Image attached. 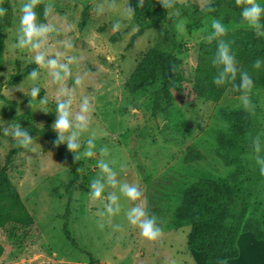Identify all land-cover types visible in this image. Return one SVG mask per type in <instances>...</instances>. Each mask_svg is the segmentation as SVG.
Segmentation results:
<instances>
[{"label":"rangeland","instance_id":"obj_1","mask_svg":"<svg viewBox=\"0 0 264 264\" xmlns=\"http://www.w3.org/2000/svg\"><path fill=\"white\" fill-rule=\"evenodd\" d=\"M189 1L203 6L212 0ZM8 2L10 23L3 28L5 38L0 69V128L3 121H17L27 129L24 118L11 116L9 104L1 95L16 101L13 115L29 110L34 113L39 127L47 122L51 126L54 114L43 112L37 108L36 101L27 96V75L15 84L5 82L18 65H28L31 56V53L11 47L21 0ZM99 2L43 0V7L48 3L53 5L45 21L57 28L47 42L48 47L52 52L63 51L59 42L69 37L73 40L74 48L64 55H76L80 59L66 83L72 86L75 76L83 77L82 85L74 88L73 110H76L80 97L94 98L91 127L99 133L97 146L106 145L110 156L116 158L118 180L138 184L161 224V237L157 241L143 239L138 230L124 220L123 212L111 219L105 218V227L99 229L97 210L102 204L91 201L86 195L88 183L99 171L94 167L99 155L76 160V178L70 184L74 177L70 162L72 153L68 150L59 153L49 139L36 134L31 150L18 152L8 168L9 177L30 212L33 224L8 223L0 229V243L4 247L0 264H92L90 256L98 264H170L171 261L194 264L192 249L187 245L190 223L178 219L175 213L192 184L226 177L234 169L232 165L223 164L215 153L219 133L229 125L222 115L224 108L241 109L250 115V151L239 158L246 169L242 177L247 180L251 193H257L264 184V176L260 175L252 159L251 146V139L264 133V88L249 90L251 104L248 107L240 103L239 95L233 94L230 88L217 102L200 100L192 91L199 47L210 42L204 38L209 30V18L222 21L221 15H208L190 29L186 26V17L181 16L170 28L161 23L133 38L137 25L132 19L123 21L117 31L111 27L126 0H117L119 8L116 12L103 16H97L94 11ZM126 6H129L128 0ZM180 18L184 22L182 32L177 28ZM223 23L228 32L242 35L252 31L242 21ZM168 33L180 43L176 54L181 59L182 81L171 89L167 109L153 116L151 108L160 80L135 91H130L125 83L149 48H168ZM41 84L40 95L53 97L56 86L51 84L47 70H41ZM165 103L163 101L162 105ZM48 107L54 110L51 99ZM188 146L199 150L203 158L184 161ZM9 148L10 143L0 136V163ZM261 154L264 155V150ZM120 163L125 166L120 168ZM109 191L116 189L106 187V192ZM121 199L124 207L131 206L130 202ZM114 223L121 224V229L114 231L111 227ZM64 225L76 245L65 236Z\"/></svg>","mask_w":264,"mask_h":264},{"label":"trees","instance_id":"obj_2","mask_svg":"<svg viewBox=\"0 0 264 264\" xmlns=\"http://www.w3.org/2000/svg\"><path fill=\"white\" fill-rule=\"evenodd\" d=\"M129 6L137 8V0H128ZM169 3L171 7L167 6ZM164 5V6H163ZM243 4L236 5L235 0H212L199 6L195 1L179 2L178 0H144L141 7L136 9L132 18L137 25L133 38L146 29L157 28L165 23L170 28L181 16L186 17L188 29L198 25L208 15H221L223 22L241 21L239 12ZM0 7L5 9V14L0 18V69L3 65L2 52L4 49L5 33L3 28L10 23V11L8 0H0ZM211 7V10H209ZM179 11L180 16L169 15L171 11ZM38 18L45 21L43 16V0L37 5ZM264 20V18H262ZM168 48H149L132 74L126 80V86L130 91L152 85L160 80V87L155 92L152 103L151 114L155 116L167 109L171 101V89L182 81L179 65L181 59L176 52L180 46L179 41L168 33L166 36ZM225 40L231 41V48L236 55V62L239 69H247L253 78V87L250 89L264 88V67L260 70L252 69V61L256 57H264V36H257L253 31H247L242 35L237 32H227ZM216 41L202 43L197 54L192 91L200 100L217 102L224 92L230 88L233 94L240 95L231 85L214 86L212 76L215 68L210 60L215 52ZM35 67L28 64L20 67L11 73L6 83L15 84L19 82L27 72ZM1 81V80H0ZM237 83L239 82L237 76ZM9 111L13 118H24L27 122V129L30 135L36 134L49 139L52 146L61 154L67 153L64 144H54L55 131L47 122L39 127L35 123V116L32 111H24L19 115H13L16 108V101L6 99ZM165 101V105L162 102ZM223 117L228 121V127L220 131L218 144L215 153L221 158L223 164L232 165L234 169L226 177L206 179L192 184L183 196V203L176 211L178 219L187 220L190 223V231L187 234V245L196 251L205 252V264H215L217 257H226V261L238 256L239 249L237 238L240 233L249 231L255 239L264 242V184L260 185L257 193H251L247 186V180L242 177L246 171L240 161V157L250 151L248 146L250 136L251 119L250 115L241 109H226L222 111ZM9 143V139L2 134ZM26 149L20 147L10 148L0 163V229L5 228L8 223H17L22 226L33 224V218L25 206L16 186L11 181L8 168L14 160V156ZM203 154L188 146L184 153V161L190 162L200 160ZM74 177L76 178V166L78 161L70 158ZM71 185L68 187L70 188ZM251 203L253 206L251 207ZM63 232L69 240L76 245L67 228ZM4 251L0 243V256ZM90 263H95L93 257H89ZM46 264V263H41Z\"/></svg>","mask_w":264,"mask_h":264},{"label":"clouds","instance_id":"obj_3","mask_svg":"<svg viewBox=\"0 0 264 264\" xmlns=\"http://www.w3.org/2000/svg\"><path fill=\"white\" fill-rule=\"evenodd\" d=\"M236 5L243 4L240 8V18L255 35L264 36V0H235ZM41 0H21L18 5V22L15 28L14 41L11 45L13 50L31 53L27 63L34 64L27 72L28 90L27 96L35 100L37 108L47 113L51 111L54 114V120L51 124L55 131L54 144H64L66 149L72 153L73 160L93 157L99 155L95 160L94 167L99 171L97 175L90 180L87 185V197L95 202L100 201L101 208H98L99 219L96 221L97 227H105L104 219H111L119 216L123 212L124 220L131 227L138 230L139 235L147 241H157L161 237L162 227L157 216L151 211L147 198L136 182L129 183L117 179V160L110 156V149L106 145L97 146L99 133L91 127V113L94 111L93 100L88 95L80 97L76 110H73L75 101L74 88L82 85L83 77L75 76L72 80V86L66 82L72 77L73 67L78 64L79 57L76 55H64V52L71 51L74 48L73 40L65 38L61 40L60 46L63 51L58 49L55 52L49 50L48 41L50 36L57 32L54 24L42 21L38 18L36 11L37 5ZM144 0H137V8L141 7ZM123 5L116 18L112 21V30L121 29L123 21L131 20L136 9ZM164 6V5H163ZM167 6L171 7L169 3ZM53 5L48 3L43 7V16L47 17ZM119 8L117 0H100L95 6V14L103 16L107 13H115ZM211 10V7H209ZM5 14V9L0 7V18ZM180 16L179 11L173 13ZM183 19L180 18L177 28L183 31ZM208 32L204 37L207 41H216L215 52L211 57L210 63L215 68V74L212 76V84L220 87L231 85V87L240 92V103L248 107L251 104L249 90L253 87V78L247 69H239L236 62V55L231 48V41L224 37L228 32L226 25L216 18H209ZM162 35V34H161ZM252 69L260 70L264 67V57H256L252 61ZM41 70H47L50 76V82L55 85L53 97L41 93ZM237 76L239 82L237 83ZM50 99L54 103V110L50 109ZM30 103V100H29ZM2 134L6 136L12 147L31 150L34 138L30 135L28 129L15 123L3 121ZM86 137L83 139L82 137ZM252 159L261 176H264V133H258L251 139ZM125 165L119 164L120 168ZM106 187L116 189V191L106 192ZM131 203L130 207H124L122 199ZM114 231L121 229L122 225L114 223L111 225ZM226 257H217L215 264H226ZM170 264H175L171 261Z\"/></svg>","mask_w":264,"mask_h":264},{"label":"crops","instance_id":"obj_4","mask_svg":"<svg viewBox=\"0 0 264 264\" xmlns=\"http://www.w3.org/2000/svg\"><path fill=\"white\" fill-rule=\"evenodd\" d=\"M239 249L238 256L228 259L226 264H264V242L257 240L246 231L239 234L237 238ZM191 255L198 264H205V252L192 249Z\"/></svg>","mask_w":264,"mask_h":264},{"label":"water","instance_id":"obj_5","mask_svg":"<svg viewBox=\"0 0 264 264\" xmlns=\"http://www.w3.org/2000/svg\"><path fill=\"white\" fill-rule=\"evenodd\" d=\"M93 264H98L97 262L93 263Z\"/></svg>","mask_w":264,"mask_h":264}]
</instances>
